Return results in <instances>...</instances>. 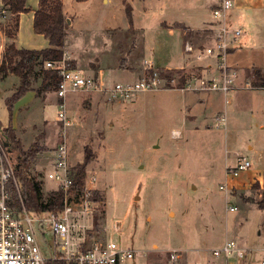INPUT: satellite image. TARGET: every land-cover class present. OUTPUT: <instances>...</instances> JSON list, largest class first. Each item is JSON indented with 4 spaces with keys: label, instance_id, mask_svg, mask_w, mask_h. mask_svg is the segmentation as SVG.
Instances as JSON below:
<instances>
[{
    "label": "rangeland",
    "instance_id": "obj_1",
    "mask_svg": "<svg viewBox=\"0 0 264 264\" xmlns=\"http://www.w3.org/2000/svg\"><path fill=\"white\" fill-rule=\"evenodd\" d=\"M36 1L28 0V6L37 10ZM62 1L71 22H67L63 48L68 67L99 75L111 86L134 83L150 75L152 66L164 83L163 89L137 93L128 102H108L96 93L72 94L65 101L69 122L65 127L57 121L60 100L54 92L27 93L13 104L11 115L7 100L20 80L14 75L0 80V129H14L25 150L43 149L31 173L41 182L44 200L56 189L48 173L57 146L65 141L70 168L86 164L87 178L96 177L100 199L93 215L101 216V232L92 231L93 240L121 243L134 251L135 259L125 264H171L175 251L182 256L178 264H261L264 182L251 181L264 179V90L253 87L247 77L250 68L264 70V10L239 12L236 24L228 22L242 35L232 44L238 45L235 58L230 56L232 48L228 50V63L239 72L237 90L224 95L183 92L179 82L184 75L215 73H207L204 64L196 65L206 60L217 67L216 60L203 53L215 47L212 32L200 29L202 24L193 14L197 8L207 14L213 0ZM15 18L0 6V66L8 44L35 50L50 47L35 32L30 12L23 15L16 37L8 39L5 30L13 28ZM174 21L200 29L180 31L193 64L164 69L161 59L169 53H158L157 41L161 35L169 39L161 26ZM137 25L145 30L143 53ZM174 41L182 51L183 41L178 36ZM187 45L194 51L187 52ZM233 61L246 70L232 66ZM245 95L247 101L242 103ZM201 100L207 105L202 106ZM222 117L226 126L219 121ZM12 157L17 163L13 152ZM243 159L251 163L250 170L227 178V172ZM8 191L18 209L17 191L11 185ZM231 207L236 210L230 211ZM116 221H121L119 233L114 230ZM36 233L44 256L51 258L50 229L37 225ZM226 242L245 250L244 258L214 256L213 251Z\"/></svg>",
    "mask_w": 264,
    "mask_h": 264
},
{
    "label": "built area",
    "instance_id": "obj_2",
    "mask_svg": "<svg viewBox=\"0 0 264 264\" xmlns=\"http://www.w3.org/2000/svg\"><path fill=\"white\" fill-rule=\"evenodd\" d=\"M233 0H220L213 10L216 22L214 42L215 47L205 48L204 56L216 60L215 73L210 77L190 75L185 80L181 91L202 93H220L228 95L237 89L239 72L228 63V50L242 35V30L231 29L228 23L229 10ZM187 52L194 51L193 46H186ZM201 58V56H199ZM46 69L58 73L59 86L55 94L60 100L57 121L69 122L66 117V99L75 93H96L102 95L108 102H128L133 95L141 92L159 91L164 80L151 66L152 73L144 75L134 83H115L107 86L99 75H91L79 69H73L61 61H48ZM246 87H250L247 84ZM264 90V87H262ZM226 126V117L219 119ZM252 167L248 160L243 159L227 172L230 176L238 177L241 172ZM17 163L12 157L9 146L0 137V264H48L63 262L66 264H125L135 259L134 251L122 246L121 243L105 241L98 243L88 233L92 230L91 219L97 200L94 199L96 177L90 175L85 181L81 193L74 190V182L70 175L69 149L65 141L57 146L54 154L53 168L48 173V179L56 184V189L63 193V209L59 212H30L23 204L19 185L16 179ZM11 185L20 199L22 209H16L10 204L11 196L8 191ZM223 189V187H221ZM236 208L231 207L230 211ZM90 221V222H89ZM94 221V220H93ZM42 230L48 227L51 231V258H46L39 244L36 226ZM121 221L114 223L115 232H120ZM78 228L83 234L77 233ZM264 254V249H263ZM246 251L239 248L235 242H226L221 248L213 251L219 257L225 255L242 259ZM182 256L176 251L170 255L171 264H178ZM264 264V257L262 263Z\"/></svg>",
    "mask_w": 264,
    "mask_h": 264
},
{
    "label": "trees",
    "instance_id": "obj_3",
    "mask_svg": "<svg viewBox=\"0 0 264 264\" xmlns=\"http://www.w3.org/2000/svg\"><path fill=\"white\" fill-rule=\"evenodd\" d=\"M3 10L14 15L15 23L13 28H6L5 34L8 39L16 37L20 29V15L29 13L32 9L28 6V0H2ZM34 30L37 34L45 37L50 44V48L35 50L18 48L16 44H8L3 54L0 66V80H4L9 75L19 78L20 83L17 90L7 100L12 115L13 104L24 97L27 93L36 92L41 95L54 92L59 86L60 77L58 73L45 68L48 61H61L63 59L65 40L67 37V19L63 12L62 0H39L38 9L34 13ZM187 75L180 78L183 85ZM189 77V76H187ZM253 87H264V74L259 69H253L248 73ZM169 81L170 76H165ZM249 82V83H250ZM36 84H39L37 89ZM0 137L9 146V150L16 154L17 170L16 179L19 185L20 194L24 207L30 212H59L63 209V193L54 190L49 193L46 200L42 195L41 182L31 173L35 165L38 153L43 150L39 147L25 150L14 129H0ZM87 165L79 164L71 168L70 175L74 182V190L81 193L85 187L87 179ZM18 196V195H17ZM94 199L99 201L100 194L96 190ZM10 204L14 206L12 201ZM18 209H22L18 196ZM101 216L94 213L93 228L89 231L87 242H90L92 231L100 234ZM48 264H66L63 262Z\"/></svg>",
    "mask_w": 264,
    "mask_h": 264
},
{
    "label": "crops",
    "instance_id": "obj_4",
    "mask_svg": "<svg viewBox=\"0 0 264 264\" xmlns=\"http://www.w3.org/2000/svg\"><path fill=\"white\" fill-rule=\"evenodd\" d=\"M219 1L220 0H213L212 1L213 3L210 5L209 10L206 12L207 14H205L204 10H203V13H200V12H202V9H199V8H197L198 10H196V12L193 13V14L197 15L199 23L202 24L200 29L208 28L212 32L213 39H211V41H214V32L213 31L215 30V27H216V22H215V20L213 18V13L212 12L215 9V7L218 6ZM233 1H234V5H235L234 8L235 9H234L233 14L229 15V17H228V22L231 25L236 24L237 20H235V18H238L239 12L243 13V12H252V11L256 12L257 11V12L260 13V12H262L264 10V0H233ZM36 3H37V6H39V0H37ZM30 8L32 9L30 11V13H31L32 18L34 20V13H35L36 10H34L35 8H32V7H30ZM36 9H38V7ZM187 9H190V8H187ZM23 15H25V14H21L20 15L21 16L20 17V27H21V20H22ZM106 22H107V20L104 21V23H106ZM132 26H133V23H132ZM161 27L164 29L162 34L163 33L166 34V32H167V36L169 37V39H166V38L162 39V35H161L159 37L160 40L157 41V49H156V51L158 53L160 52L161 54L163 53V51H167L169 53V57H167V58L165 57V59H161L162 62L165 64V68L164 69H182V68H186V67L192 66L193 62L190 59L191 56L186 54L185 51H184V40H183L182 33L180 31L183 32L184 30H187V29L195 31V30H200V29H197L195 27L192 28L190 25L187 26V24L185 25L184 23H181L179 21H174L172 24L164 22V23H162ZM130 28H131V24H130V27H128L127 30H129ZM137 28L140 29V31L142 32V38H141V40H140L141 42H139V44H140V47H141V51L143 53L145 51V35H144V31L145 30H143L141 28V25H137L136 29ZM176 36H178L179 39L183 41V49H182V51L181 50L179 51V46H178L179 44L177 43V41H174ZM237 46L238 45H236V44H234L232 46V52L230 54L231 58L232 57H234V58L236 57L237 52H238V47ZM36 50H41V49H36ZM164 54H166V53H163V55ZM230 63H232V66L234 65L237 68L241 69L242 71L246 70V69L243 70V68H240L238 66V63L235 62V61L230 62ZM203 64L205 65V68L207 69L206 70L207 73H213V71L216 70V66H215L216 64H213L212 62H207L206 60H205V62H202V61L197 62L196 65L202 67ZM152 65L154 66V64H152ZM210 66H211V68H210ZM253 69H259L264 74V70L262 68H260V67H256L255 66L252 69L250 68L249 70H253ZM9 76H13V75H9ZM247 78H248V82H250L249 77H247ZM257 89H262V87H259ZM93 95H95V94H92L91 97H90L91 103H92V100H93ZM245 101H247V95L242 97V100H241L242 103H246ZM200 102H201L202 106H206L207 105V101L206 100H201ZM255 178L256 177H254L251 182H255L256 180L260 181L261 183L264 182L263 178L262 179L261 178H256L255 179Z\"/></svg>",
    "mask_w": 264,
    "mask_h": 264
},
{
    "label": "water",
    "instance_id": "obj_5",
    "mask_svg": "<svg viewBox=\"0 0 264 264\" xmlns=\"http://www.w3.org/2000/svg\"><path fill=\"white\" fill-rule=\"evenodd\" d=\"M69 24H71L70 20L67 21Z\"/></svg>",
    "mask_w": 264,
    "mask_h": 264
}]
</instances>
